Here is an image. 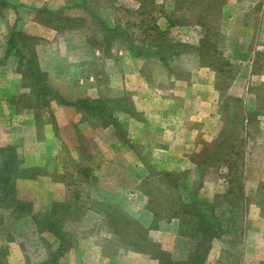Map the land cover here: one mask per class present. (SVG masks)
Returning <instances> with one entry per match:
<instances>
[{"label":"rangeland","instance_id":"1","mask_svg":"<svg viewBox=\"0 0 264 264\" xmlns=\"http://www.w3.org/2000/svg\"><path fill=\"white\" fill-rule=\"evenodd\" d=\"M7 1L13 6L0 2V147L14 146L24 167L40 168L32 178L15 180L16 196L39 216L54 202L64 204L57 212L65 214L63 229L73 244L60 252L52 231L0 206V264H159V251L185 259L195 240L182 231V219L155 223L150 208L167 213L185 185L217 204L216 214L229 223L206 264H261L264 0H145L143 10L132 0ZM32 25L50 31L33 44L47 78L43 96L19 72V58L5 55L12 29ZM116 26L123 32L110 39L107 27ZM116 46L142 58L155 99L142 110L129 89V61L120 69L114 64ZM212 83L223 121L217 118L218 132L208 140L201 129L211 122L199 117L212 110L206 103L212 93L209 99L204 91ZM80 98L96 100L107 113L83 112L75 105ZM160 115L175 134L160 137ZM243 115L250 134L242 140ZM186 118L197 132L182 134ZM231 119L238 120L235 133L224 134ZM166 172L177 177L168 182ZM63 192V200H52ZM112 225L122 231L112 234ZM146 237L157 246L149 249Z\"/></svg>","mask_w":264,"mask_h":264},{"label":"trees","instance_id":"2","mask_svg":"<svg viewBox=\"0 0 264 264\" xmlns=\"http://www.w3.org/2000/svg\"><path fill=\"white\" fill-rule=\"evenodd\" d=\"M0 2L3 7L13 6L12 3L7 0H0ZM42 10L43 9H39V11ZM107 28L110 29L109 31L111 33H114L109 37L110 39L115 37L119 32H123L120 26ZM36 40V36L12 29L7 38L6 55L11 53L19 58V72L22 73L24 78L40 86L39 94L43 96V93H45L44 87L47 86V78L46 73L42 71L39 66L37 53L33 48L34 41ZM29 43L32 47L26 50L25 48ZM13 49H16V51L13 52ZM96 102V100L80 98L75 101V105L85 113L105 116V112L107 113V111L104 107L97 105ZM22 165L23 161L21 162L16 156L14 146L8 145L0 147V206L12 209L11 213H16V218L26 215L33 217L38 228L41 230H50L58 237L60 240L58 248L60 252L67 251L73 244L71 238H69L71 234L63 229L65 214L57 212L58 207H64V204L61 202H54L48 212L39 216L33 213L30 202L17 198L14 185L15 180L19 177L32 178L36 173L41 172L38 167H24V165ZM164 175L168 178V182L177 177V174H172L171 172H166ZM177 191L179 192V189H177ZM186 191L188 198L184 195ZM181 192L182 195L180 194L174 202H170V208H168L167 213L164 210H156L154 207L150 208L156 218L154 220L155 223L160 218L178 217L182 219V231L195 240L194 248L185 259H176L167 251H159L161 253L156 254L157 259L159 264H206L214 239L222 238L228 232V220H226L227 222L225 223L221 221L216 214L217 204L200 200L195 188H188L185 185L182 187ZM125 221L135 224L136 227L143 229V233H146L145 228L135 220L133 221L128 217ZM154 227H148V231ZM110 228L112 234H119L122 231L118 230V228L113 225ZM146 241H148L149 249L157 246L152 240L147 239V237ZM132 244L133 246H138L135 241H132ZM261 264H264V260Z\"/></svg>","mask_w":264,"mask_h":264},{"label":"crops","instance_id":"3","mask_svg":"<svg viewBox=\"0 0 264 264\" xmlns=\"http://www.w3.org/2000/svg\"><path fill=\"white\" fill-rule=\"evenodd\" d=\"M132 1H133L132 2V6L135 8V10H138V9H142L143 10L144 7L146 6V1L145 0H132ZM32 24L33 25H37L38 27H44L47 30H50L46 26H42V25L34 23V22ZM33 25L31 26L32 28L27 30V31H26L27 28H25V27L22 28V29H19V30L24 32V33H26V34L33 35V36H42L43 35L42 33L46 32V31H42V33L36 32V28L33 27ZM50 31H47V32H49V34H50ZM43 36H46V35L44 34ZM111 50H112V52L116 53L115 57H117V58H116V61H114V64H116L119 67L118 69H120L121 67L124 68V65H123L122 62H125V60L129 61V64L127 65V68L129 69V72L132 73V75L131 74L129 75V77L131 78L130 81H129V89H130V91H132V100L135 103V109L136 110H142L141 105L143 103L148 104V101L150 103H152L155 100L153 97H151L152 93H151V90L148 87V82L146 81V78H144V76L142 74V70H143L142 61H141L142 58L141 57H136V56H131L132 55L131 50L129 48L125 47V46L124 47L123 46L122 47L121 46L120 47L116 46V47H113ZM96 51H98V50H96ZM86 52H88V51H86ZM89 52L92 53L93 51H89ZM84 54H85V52H84ZM93 54H94V52H93ZM96 54H98V55L102 54L103 55V52L99 49L98 53L96 52ZM126 54H128L129 56L126 55ZM5 55H6V51H5ZM83 57L85 58V60L88 59V57H85V56H83ZM97 60H100L99 56H97ZM131 64H132V67H131ZM93 79H94V76H93ZM209 86H210V88L212 86V89H209ZM205 90H208L209 99L211 98V96H210L211 94L210 93H212V96H213L212 100H208V102H206L207 104H209V106H212V110L210 108V110L208 112H206L203 115H200V117L199 116L198 117H199V121L200 122L201 121H203V122L204 121L211 122L209 125H207L208 128H202L201 129V132H205V131L207 132V134H208L207 138H208V140H210V139H212L215 136V134H216L215 131H217V128L214 129V126H216V124H217L216 123L217 118L219 117L220 121L222 122L223 121V117L221 115L218 116L216 114V112H215L216 108H217L216 100H215L216 91H217L216 90V85L214 83H212V84L208 85V89H204V91ZM211 103H213V104H211ZM146 113L148 114V112H146ZM191 113L193 114V112H191ZM191 117H194V116H191ZM191 117H190L189 122H191V120H192ZM259 117L260 116H258V118ZM159 118H160V123H158L157 126L162 127V129L163 128L165 129L164 131H162V129H160L159 132H163V133H159L158 132L160 137H163L165 134H167L169 130L171 132L173 131V133L175 134V130H171V129H175L174 126H170L168 124V122L166 120H164V115H160ZM239 120L241 122V128H240V132H239L240 138L242 140L243 139H247V138H249L248 135L250 134L249 117L246 116V115H243V117L240 116ZM237 121H238L237 119H231L229 121V123L227 122L226 127L224 129V134H227V132H230L231 134H233V132L235 133L234 130H235V126L237 124ZM189 122H188L187 118L184 120V122H182V124L184 126L186 124L188 125V128H185L186 126L185 127L183 126L184 127V131H182L183 135H185L187 133L188 134H193V132H197V130L191 128V126H190L191 123H189ZM207 134H205V135H207ZM184 142H185V140L182 141V144ZM65 196H66V194L63 192L60 195H58L57 197H53L54 199H52V200L60 201V200H63L65 198ZM153 232H154L153 230L150 231V237L154 238L155 240H159V242H161L160 241L161 239H157L155 237V236H158V235H154ZM211 252H213V249H211L210 255H211ZM100 257H102V254H101ZM103 257H105V256H103Z\"/></svg>","mask_w":264,"mask_h":264}]
</instances>
